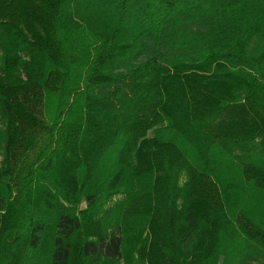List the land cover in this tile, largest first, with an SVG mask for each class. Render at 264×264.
I'll list each match as a JSON object with an SVG mask.
<instances>
[{
	"label": "trees",
	"instance_id": "16d2710c",
	"mask_svg": "<svg viewBox=\"0 0 264 264\" xmlns=\"http://www.w3.org/2000/svg\"><path fill=\"white\" fill-rule=\"evenodd\" d=\"M0 158V264H264V0H0Z\"/></svg>",
	"mask_w": 264,
	"mask_h": 264
},
{
	"label": "rangeland",
	"instance_id": "374dc122",
	"mask_svg": "<svg viewBox=\"0 0 264 264\" xmlns=\"http://www.w3.org/2000/svg\"><path fill=\"white\" fill-rule=\"evenodd\" d=\"M0 160H1V158H0ZM82 207H83V206H82ZM48 246H49V245H47V247H46V246L44 245V247H43L44 249H43V251L41 252V256L38 255V256H40V258H41V257H44V255H45L46 252L48 251Z\"/></svg>",
	"mask_w": 264,
	"mask_h": 264
}]
</instances>
